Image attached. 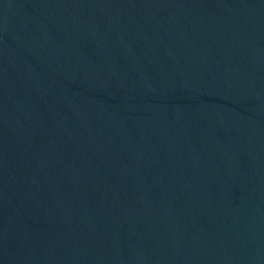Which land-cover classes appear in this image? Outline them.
Returning <instances> with one entry per match:
<instances>
[{"label":"water","instance_id":"95a60500","mask_svg":"<svg viewBox=\"0 0 264 264\" xmlns=\"http://www.w3.org/2000/svg\"><path fill=\"white\" fill-rule=\"evenodd\" d=\"M0 264H264V0H0Z\"/></svg>","mask_w":264,"mask_h":264}]
</instances>
